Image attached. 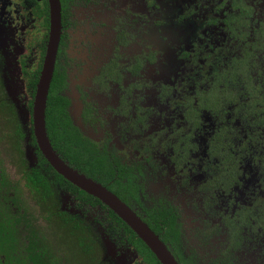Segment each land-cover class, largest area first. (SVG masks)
Wrapping results in <instances>:
<instances>
[{"label": "flooded vegetation", "instance_id": "af4514ba", "mask_svg": "<svg viewBox=\"0 0 264 264\" xmlns=\"http://www.w3.org/2000/svg\"><path fill=\"white\" fill-rule=\"evenodd\" d=\"M53 49L45 121L59 157L178 264H264V0H0V114L21 160V179L6 171L10 204L52 254L24 195L72 242L60 264H83L85 245L102 252L107 240V264H162L43 154L35 105Z\"/></svg>", "mask_w": 264, "mask_h": 264}, {"label": "water", "instance_id": "95a60500", "mask_svg": "<svg viewBox=\"0 0 264 264\" xmlns=\"http://www.w3.org/2000/svg\"><path fill=\"white\" fill-rule=\"evenodd\" d=\"M59 14V8L56 11ZM49 60L46 62L40 84L38 87L37 101L35 105V128L38 136V142L48 162L52 167L69 182L81 188L83 191L100 199L104 204L111 208L119 217L126 222L157 255L162 264H178L167 252L159 238L152 230L136 216L116 195L108 191L101 184L86 176L78 173L68 166L53 149L47 135L45 109L50 88V83L54 70L55 49L49 52ZM107 255H114L113 243L110 240L105 241Z\"/></svg>", "mask_w": 264, "mask_h": 264}, {"label": "trees", "instance_id": "16d2710c", "mask_svg": "<svg viewBox=\"0 0 264 264\" xmlns=\"http://www.w3.org/2000/svg\"><path fill=\"white\" fill-rule=\"evenodd\" d=\"M29 187L32 191L40 189V193L48 194L42 176H30ZM10 191L11 185L0 155V264H60L29 218L32 215L27 210L22 213V207L17 204H10L11 200L15 203ZM14 191L18 193V190ZM87 247L85 245L86 251L83 250L86 254ZM92 261L96 264V257Z\"/></svg>", "mask_w": 264, "mask_h": 264}, {"label": "rangeland", "instance_id": "374dc122", "mask_svg": "<svg viewBox=\"0 0 264 264\" xmlns=\"http://www.w3.org/2000/svg\"><path fill=\"white\" fill-rule=\"evenodd\" d=\"M1 97L2 96L0 95V98ZM2 121H3V117L0 114V155L3 161V166L6 169L11 179L12 177H14L15 180L21 179L20 174L17 173L18 172L17 170L21 169L20 168L21 160L18 158V155L15 150V147L17 145L14 141H12V134L10 135L8 134ZM19 188L22 194H24V192H26L27 190L25 189V187L22 186H20ZM24 197H25V202H27V204L26 203L25 204L26 206H28L30 213H32L39 219L37 223L39 225V228L42 229L46 237H48L52 242V248L55 251V252L53 251V255H55L56 257L58 256L62 260H67L69 258L73 259L74 250L71 245L72 242H70L69 240H65V237H63L64 235L58 233V230L55 227H53V225H49L50 223L41 220V218L38 215L39 214L38 206L32 203L30 198H28L26 195H24ZM55 230L57 235H55ZM101 250L102 252L100 250H97L96 246L90 243L87 247V254L83 251V264H93L91 261L94 255L95 257L97 255H100V257H102V259H100L101 264H107L110 261L112 262L111 257L107 255L106 252L107 247L102 246ZM99 251L101 254L99 253ZM80 260H81V256H80Z\"/></svg>", "mask_w": 264, "mask_h": 264}]
</instances>
